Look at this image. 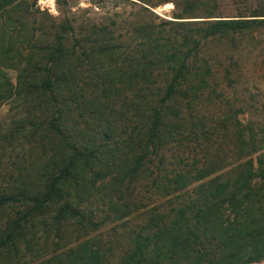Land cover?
<instances>
[{"label": "trees", "instance_id": "trees-1", "mask_svg": "<svg viewBox=\"0 0 264 264\" xmlns=\"http://www.w3.org/2000/svg\"><path fill=\"white\" fill-rule=\"evenodd\" d=\"M55 1L62 16L37 0H0V110L13 104L17 114L0 115V149H16L0 165L5 264L263 257L264 154L221 171L222 142L201 100L223 89L207 43L263 27V1L224 16L217 0H114L89 20ZM166 1L171 17L149 7ZM37 144L31 167L7 176Z\"/></svg>", "mask_w": 264, "mask_h": 264}, {"label": "rangeland", "instance_id": "rangeland-1", "mask_svg": "<svg viewBox=\"0 0 264 264\" xmlns=\"http://www.w3.org/2000/svg\"><path fill=\"white\" fill-rule=\"evenodd\" d=\"M262 1L264 3V0H217V11L218 14L227 16L237 14L238 10L243 9L249 14L251 9L259 8ZM113 2L114 0H68V6L72 11H76L75 15L84 20H89L102 15L104 10ZM128 3L131 6H137L132 2ZM37 4L40 8L47 9L56 16L63 14L62 8L64 7H60L55 0H37ZM149 7L160 17H171L173 3L166 1L149 5ZM65 13L72 14L70 11ZM231 34L229 37L211 40L207 43L205 56L213 58L215 74L220 84L223 85V89L219 95L216 94L217 98L212 101L206 93L201 98L204 113L208 114L211 120H214L218 128L215 138H219L222 142V148H218V152L223 156L222 162L226 165L224 167L222 163L220 164L223 168L221 171H229L230 162L234 160L243 162L251 156L255 159L256 165L257 155L264 154V26L251 29L246 34L238 32ZM225 67L231 72L230 81L224 79ZM28 104L23 110L26 115H32L35 113L34 108L36 107L33 105L34 100ZM0 115L8 116V119L11 117V119H15L17 117L15 105L3 106ZM27 132L30 133V131ZM239 132L242 138L240 144L237 143ZM40 136L38 135V138ZM46 136L47 138H56L49 134ZM25 138L29 137L26 136ZM13 148V146L8 147L6 145L1 147L0 156H3L0 165H8L12 159L11 156L14 155L13 150H16ZM40 150L41 147L38 145L36 151L25 153V158L20 159L21 156L16 158L15 160L19 161L9 165L7 176L19 172L23 165H26L27 168L31 167L33 162L31 156H37ZM6 213L5 208H0V216H5ZM5 263L10 262H8L6 254L3 253L0 255V264ZM247 264H264V250L263 257Z\"/></svg>", "mask_w": 264, "mask_h": 264}]
</instances>
